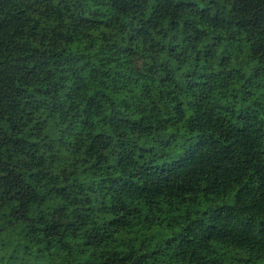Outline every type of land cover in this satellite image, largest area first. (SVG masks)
<instances>
[{"label":"trees","instance_id":"16d2710c","mask_svg":"<svg viewBox=\"0 0 264 264\" xmlns=\"http://www.w3.org/2000/svg\"><path fill=\"white\" fill-rule=\"evenodd\" d=\"M0 264H264V0H0Z\"/></svg>","mask_w":264,"mask_h":264}]
</instances>
